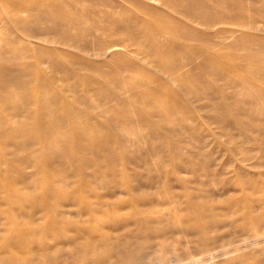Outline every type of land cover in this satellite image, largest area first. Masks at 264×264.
<instances>
[{
    "label": "bare ground",
    "instance_id": "bare-ground-1",
    "mask_svg": "<svg viewBox=\"0 0 264 264\" xmlns=\"http://www.w3.org/2000/svg\"><path fill=\"white\" fill-rule=\"evenodd\" d=\"M100 4L113 9L108 12L99 8ZM0 6L7 8L2 23L9 24L10 34L48 46L25 48L18 41L8 50L0 49V58L11 54L15 61L12 69L0 68L5 101L4 107L0 106V198L29 201L24 207L32 211L18 216L16 208L0 204V224H9L6 244L0 247V264H76L78 260H86L78 264H116L119 259L132 264L143 239L149 237L135 235V228L144 234L154 228L155 238L175 240L178 222L183 225L181 231L195 234L202 247L223 239L209 233L221 220L213 202L219 195L209 188L186 200L175 193L157 203L126 200L124 205L131 212L109 223L111 229L127 230L117 237L110 236L101 224L78 228L75 233H86L84 240L71 236L68 213L73 204L66 201L82 199L89 190L81 180L70 184L57 177L54 169L82 173L83 164L71 163L78 157L104 175L111 168L107 161L120 160L114 152L118 146L133 148L138 153L136 159L147 163L146 138L150 149L169 151L171 161L187 165L197 158L195 151L202 149L196 141H207L205 126L212 120L222 133L244 138L243 143L251 145L250 149L238 145L235 150L240 154L239 166L253 156L256 162L250 163V171L264 176V141L251 137V132L264 135V122L253 120L261 111L260 103L264 105V88L259 86L264 83V0H0ZM0 29L4 31V27ZM237 31L241 36L224 50V42ZM193 40L202 44L195 46ZM240 44L253 48L246 47L242 55L228 53ZM30 52L36 55V63H21L19 57ZM108 52L117 64L113 68L105 58ZM216 62L221 67L214 73L226 82L210 91L194 78ZM42 63L49 64L52 72ZM238 68L248 70L251 76L235 82L232 73ZM132 75L137 81L126 82L125 77ZM189 80L191 83H186ZM19 86L28 88V93L17 94L14 90ZM243 86L249 92H244ZM203 100L212 103L206 105ZM114 132L124 136L123 142H112ZM104 145L109 147L106 155L102 153ZM25 150L28 155L21 157ZM89 151L92 157L86 155ZM28 167L36 171L28 172ZM42 171L53 180L36 179ZM18 178L55 194L40 198L24 193L14 184ZM247 186L240 188L242 202H231L228 211L240 215L244 222L241 230L264 228V187L256 179ZM199 197L209 199L200 204ZM95 204L107 206L108 212L123 211V204L92 203L85 198L74 205L94 211ZM157 205H171L176 216L164 217L153 211ZM197 205L202 210L198 215H182ZM44 209L51 210L53 216H38L44 215ZM145 209L150 212L143 213ZM23 219L30 221L28 227L19 225ZM250 240L260 243L264 233ZM68 246L75 248L72 254L64 251ZM204 251L192 255L188 264L213 262L224 252L227 261L231 260L232 254L224 246ZM238 264H264V257H250Z\"/></svg>",
    "mask_w": 264,
    "mask_h": 264
},
{
    "label": "rangeland",
    "instance_id": "rangeland-1",
    "mask_svg": "<svg viewBox=\"0 0 264 264\" xmlns=\"http://www.w3.org/2000/svg\"><path fill=\"white\" fill-rule=\"evenodd\" d=\"M97 1L100 2L102 0ZM99 8L108 10V12L112 11L113 9L112 7L102 4H100ZM6 9L7 8L0 6V27H4L3 32L0 29V49L8 50L11 45L18 41L20 42L21 46L25 48H28L31 46V44H35L37 48L40 49H46L48 47L46 44L36 41L30 42L26 39L20 38L16 34H10L12 30L9 24L6 22L2 23L4 22L2 21V17ZM247 13L249 14L250 11L247 10ZM261 26L264 27V24L262 23ZM208 31L210 34L211 32H214L213 30ZM241 34L242 32L237 31L233 34V36L228 38V40L224 42V50L237 37H240ZM193 44L195 46H199L202 44V41L198 42L193 40ZM246 47L253 48V46H244V44H240L236 47H231V50H228V53L242 55L245 53ZM181 54H185L184 51ZM261 54L264 55V52L261 51ZM9 55L6 54V56L0 58V68L9 70L15 67V61L13 60L12 55ZM105 58L109 61L108 64L111 68L117 65L113 60V54L111 52H108ZM36 60L37 57L33 52H30L29 56L19 57V61L21 63H36ZM41 65L44 66L48 72H52L49 64L42 63ZM220 67V63L216 62L207 71L208 73L199 72L195 75L196 78H194V80L197 81L199 85L209 87L210 91L216 86L225 85V78H221L220 76L216 75L217 73H214L216 70L219 71ZM262 68L264 69V67ZM141 71L142 70H140L138 74L141 73ZM135 76L136 75L126 76V82L135 83L137 81V77ZM250 76L251 73L246 69L238 68L232 73V78L235 82H244L246 78H249ZM186 83H191V80ZM259 86L264 88V83L259 84ZM242 90L246 93L249 92L247 86H243ZM14 91L17 94L23 95L28 93L29 90L24 86H19L15 88ZM3 93L4 89L0 86L1 107H4L5 105V101L2 98ZM202 102L206 105L207 103L208 105L212 103L210 100H203ZM260 106L261 111L259 110L255 113V116L257 115V117L253 120L258 123H263L264 105L260 103ZM32 107L35 108V105H32ZM205 115L209 116L206 113L204 116ZM20 118H22V116ZM230 119L232 120L233 116L230 117ZM206 124L208 126H205V130L207 131L204 132V135L207 136V141H196L197 147L202 148L203 150H196L195 152L197 158L188 161L187 165H177L171 161L169 159V151L150 149V139L146 138L147 143L145 144V154L148 157L147 163L136 159L135 154L138 153L133 148L118 146L114 152L118 154V158L120 160L116 161L118 163L107 161L108 165H111V168L104 175L99 174L95 167L92 166L87 159L84 160L78 157H73L71 163L76 165L79 163L83 164L84 168H81L82 173L78 171L72 173L71 171L63 170V167L60 169L55 168L54 170H56L55 174L57 177L61 179H67V182L70 184L81 180L83 186H86L89 190V194L84 195L82 199L77 200L72 198L66 201L69 205L73 204V206L70 207L68 213L71 220L68 223V228L71 229L69 235L76 237L78 236L81 240H84L86 233L81 231L80 233L76 234L75 231L78 228L85 226L93 227L101 224L104 226L105 231L110 236L117 237L121 234H125L127 230L111 229L109 227V223L121 215H128L131 212L130 208L124 205L126 200H133L141 204L153 201L157 203L160 198H165L171 193L177 194L181 200H186L189 195L201 194V189L209 188L211 191L217 194V196L219 195V199L213 202L216 203L215 205L219 207L221 212V214L219 212L221 219L219 221V227L211 229L209 233L211 235H221L223 236V239L215 242L211 246L202 247L199 245L200 240L195 234H188L187 232L183 233L181 231L183 225L180 222H178L174 227L176 234L173 237L175 240H173L171 237L162 239L155 238L154 235L156 231L154 228L147 229L145 234L139 229L135 228V235L145 236L146 238L148 236L149 237L148 239H143L142 244L139 246V251L135 252V256L133 257L134 261H132V264H188V260L192 255H201L203 252H205L204 249L207 247H218V249H220V247L223 246L228 248L232 254L230 262L229 260L227 261V255L224 252V254L222 253L221 256L214 257L213 262L207 260L202 264H238L239 262H242L250 257H264V241L257 243V241L250 240L251 238H254L258 235H262L264 233V228L257 226L256 228H247L245 230H241L239 227H242L244 222L240 218V215L236 213L233 215L228 211L231 202H242V198L240 197V188L247 186L252 179H256V181H258V183L264 187V176H261L258 173L255 175L253 174V171H250V163L255 164L256 162V159L253 156L249 158V162H246L242 167L239 166L237 156L240 154L239 152L236 153L235 150L237 149L238 145L242 147L245 145L244 147L246 149H250L251 145L248 143H243L246 141L244 138H232L231 134L228 132L224 131V133H222V128L212 120H209V122ZM262 131L264 130L262 129ZM251 137L253 139L256 138L260 141H264V135L257 132H251ZM123 140L124 136L116 134L115 132L112 134V142L119 144L123 142ZM216 140L220 142L216 143ZM107 150H109L107 145L102 146L103 154L106 155ZM48 153L49 151L45 150V154L47 156ZM19 155L21 157H25L28 155V152L25 150ZM86 155L88 157H92L94 154L93 152L89 151ZM10 157L14 158L15 156L10 155ZM25 170L28 172L36 171V168L28 167ZM35 178L48 182L53 180L51 176H46L45 171L40 172ZM128 181H131L130 185L127 183ZM14 184H17L20 190L24 191V193H32L40 198L52 197V193L55 194L54 191H51L52 193L50 191H46L41 185L31 186L30 182H22L21 178H18L16 181H14ZM249 187L250 185L247 186V188ZM65 190L68 191L67 188H65ZM247 190L250 192L249 189ZM7 197L8 196H2L0 198V204L2 206L4 204H10L17 209L18 216L31 214L32 211L30 207H26V209L24 207L25 204H29V201H25L23 203L14 201L13 199ZM84 198L89 199L92 203L103 202L106 205L113 203L119 206L123 204V211L120 214L111 211L108 212L106 210L107 206L99 208L96 206V204L95 210L91 211L88 208H82L79 205H74L76 203H80V201ZM207 199L199 197L198 201L200 204H202L205 203ZM153 209V211L161 213V215L164 217L167 214V216L173 218L176 216L177 212L171 205H157L156 207H153ZM201 211L202 210L198 209L197 205L196 207L185 209L182 212V215H198V213ZM146 212H150V209H145V211H143V213ZM152 214L154 213L152 212ZM38 216L52 217L53 212L49 209H44V215L41 213V215ZM204 216L207 220L211 219L208 212H205ZM28 221L27 219H23L19 225L22 227H28L30 224V221ZM224 221L232 223L227 224V222L224 223ZM8 228L9 224H0V247L6 244L7 237L9 236ZM235 249H238V251H234ZM64 251H66L68 254H72L75 251V248L68 246L64 249ZM72 259V257L69 258V260ZM80 262L83 263L86 262V260H78L76 264ZM116 264L130 263L126 260L119 259L117 260Z\"/></svg>",
    "mask_w": 264,
    "mask_h": 264
}]
</instances>
